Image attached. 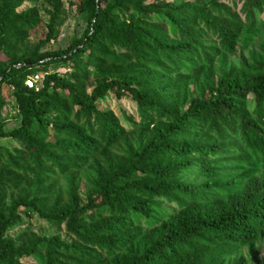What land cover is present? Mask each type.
I'll return each instance as SVG.
<instances>
[{"label": "trees", "instance_id": "obj_1", "mask_svg": "<svg viewBox=\"0 0 264 264\" xmlns=\"http://www.w3.org/2000/svg\"><path fill=\"white\" fill-rule=\"evenodd\" d=\"M22 1L0 0V140L15 143L0 147V264H226L263 237L264 0H81L83 32L42 52L63 14L60 0H46L48 36L7 63L1 54L41 23L38 8L18 11ZM235 53L240 69L215 79L216 61ZM38 73L42 87L29 88ZM203 77L208 90L195 95ZM4 86L22 117L12 130ZM109 93L136 103L139 120L125 116L131 131L99 108ZM156 120L165 124L154 130ZM120 141L125 156L102 167ZM90 162L96 195L81 203L72 184L67 202L48 206L51 180ZM13 191L21 194L8 201ZM31 212L65 225L70 239H14Z\"/></svg>", "mask_w": 264, "mask_h": 264}, {"label": "rangeland", "instance_id": "obj_2", "mask_svg": "<svg viewBox=\"0 0 264 264\" xmlns=\"http://www.w3.org/2000/svg\"><path fill=\"white\" fill-rule=\"evenodd\" d=\"M63 6V14L58 21V28L56 29V38L51 41L50 44H46L42 49V52L49 50H63L66 49L74 40V36L80 35L84 30V25L82 22L86 21V14H81V0H60ZM151 1V0H150ZM172 1V0H168ZM243 6V2L238 3L237 11H239ZM33 7L38 8L41 16L40 25L33 31H31L28 35L26 42L23 45H12L6 52H3L1 55L2 61L9 63L10 60L21 59L22 56H29L32 52L37 48V45L45 40L48 36L49 25H50V16L48 10L53 9V5H48L46 0H23L22 5L19 7L18 11H26ZM243 18L245 16L243 15ZM81 22V23H80ZM241 48V46H239ZM251 49H246L244 51V56H247ZM240 57L239 53H235L231 57L228 58H219L216 61L215 69H214V78L218 79L224 72L235 71L237 72L240 69ZM70 71V70H69ZM68 70L66 68H60L58 73L65 74ZM36 75H42L43 80H41L34 88H41L45 79L44 73H38L31 75L26 82L31 78H35ZM208 79L206 80L204 77L199 82H193L191 85V91L198 95L199 92L203 90H208ZM95 80L92 79L90 82L91 88L94 86ZM4 96L7 99L6 105L3 109L2 117L5 122V129L12 130L17 128L21 124V114L20 109L17 102L11 96V87L4 86L3 87ZM99 108L103 111L111 112L118 118L123 126L132 130L129 122H127L126 115L134 116L139 120L137 113V105L130 98L125 97L123 99H118L113 93H109L106 97L102 98L98 102ZM163 121L156 120L152 127L154 130L162 125H164ZM140 128H136L133 132V140H137V134ZM53 134V132H51ZM150 135L147 134L148 138ZM53 139V138H52ZM4 146L9 149L15 147L14 142H7L0 140V147ZM125 144L120 141L119 145H115L114 147L106 150L107 153L103 156V158H99V164H102V167H106L107 165H111L119 161L121 158L125 156L124 154ZM91 164L87 167L83 168L80 171H74L66 174L65 176L53 178L49 185L56 184L54 191L48 197H46L48 206L53 205L59 198L63 199L64 202H67L69 191L71 189V185L75 184L78 188V195L81 203H87L90 196H95V186L94 180L98 176V170L95 166ZM34 179H31L28 184L24 187L27 190H30L33 186ZM21 193L19 191L11 192L7 200L10 201L12 198H16ZM38 193L35 194L34 197H39ZM25 210H22V212ZM30 219L27 223H24L20 227H16L12 230L10 235L16 239L26 232L30 233L29 236L33 233L37 236H56L60 235L64 239H70L65 225L63 226H55L48 223L46 220L40 218V216L31 212L28 214ZM29 226V227H28ZM148 230H153L152 227L148 228ZM238 259H244L246 264H261L264 261V235L259 240L253 242L247 247L239 248L234 255H232L227 261L226 264L230 262H234ZM24 264H41L40 260L37 257H28L22 259Z\"/></svg>", "mask_w": 264, "mask_h": 264}, {"label": "built area", "instance_id": "obj_3", "mask_svg": "<svg viewBox=\"0 0 264 264\" xmlns=\"http://www.w3.org/2000/svg\"><path fill=\"white\" fill-rule=\"evenodd\" d=\"M41 80H43V76L42 75H36L35 78L33 79H29L26 84L29 88H34L35 85H37Z\"/></svg>", "mask_w": 264, "mask_h": 264}]
</instances>
